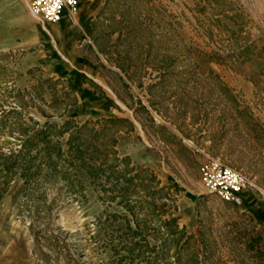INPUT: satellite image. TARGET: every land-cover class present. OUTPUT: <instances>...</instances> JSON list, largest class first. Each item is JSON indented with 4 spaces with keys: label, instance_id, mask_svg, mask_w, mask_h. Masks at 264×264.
<instances>
[{
    "label": "rangeland",
    "instance_id": "rangeland-1",
    "mask_svg": "<svg viewBox=\"0 0 264 264\" xmlns=\"http://www.w3.org/2000/svg\"><path fill=\"white\" fill-rule=\"evenodd\" d=\"M0 264H264V0H0Z\"/></svg>",
    "mask_w": 264,
    "mask_h": 264
},
{
    "label": "built area",
    "instance_id": "built-area-1",
    "mask_svg": "<svg viewBox=\"0 0 264 264\" xmlns=\"http://www.w3.org/2000/svg\"><path fill=\"white\" fill-rule=\"evenodd\" d=\"M32 15L45 22H59L64 16H72L79 0H24ZM65 14L63 15V13ZM200 175L204 186L222 201L240 205L246 190L255 187L243 173L229 167L218 157L203 153Z\"/></svg>",
    "mask_w": 264,
    "mask_h": 264
},
{
    "label": "bare ground",
    "instance_id": "bare-ground-1",
    "mask_svg": "<svg viewBox=\"0 0 264 264\" xmlns=\"http://www.w3.org/2000/svg\"><path fill=\"white\" fill-rule=\"evenodd\" d=\"M78 7H79V4H78V6L76 7L75 12L77 11ZM75 12H74L73 15H75ZM42 21H43V20H42ZM43 22H44V21H43Z\"/></svg>",
    "mask_w": 264,
    "mask_h": 264
},
{
    "label": "crops",
    "instance_id": "crops-1",
    "mask_svg": "<svg viewBox=\"0 0 264 264\" xmlns=\"http://www.w3.org/2000/svg\"><path fill=\"white\" fill-rule=\"evenodd\" d=\"M64 19V17L61 19V21Z\"/></svg>",
    "mask_w": 264,
    "mask_h": 264
}]
</instances>
